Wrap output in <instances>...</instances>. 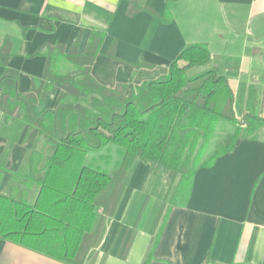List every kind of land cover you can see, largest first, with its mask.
I'll list each match as a JSON object with an SVG mask.
<instances>
[{"label": "crops", "instance_id": "obj_1", "mask_svg": "<svg viewBox=\"0 0 264 264\" xmlns=\"http://www.w3.org/2000/svg\"><path fill=\"white\" fill-rule=\"evenodd\" d=\"M94 32L103 34L90 66L100 84L129 90L202 42L211 53L202 68L216 64L226 75L236 115L264 117V0H0V51L10 53L0 75L15 70L25 93L42 81L46 49L83 53ZM61 95L52 85L43 105L54 108ZM32 150L48 154L36 128L3 125L0 113V192L33 201L37 189L24 176ZM166 190L161 171L135 160L97 252L83 264H264V126L199 168L185 205L163 206ZM0 264L66 263L0 239Z\"/></svg>", "mask_w": 264, "mask_h": 264}, {"label": "trees", "instance_id": "obj_2", "mask_svg": "<svg viewBox=\"0 0 264 264\" xmlns=\"http://www.w3.org/2000/svg\"><path fill=\"white\" fill-rule=\"evenodd\" d=\"M102 37L92 33L83 53L46 49L42 81L25 93L17 90L15 70L0 75L1 123L21 120L36 128L48 148L45 159L37 150L28 158L24 176L37 189L32 202L22 193L0 192V239L66 264H83L96 254L135 160L148 163L151 173L161 171L167 183L163 206H182L199 168L264 126L259 114L236 115L228 79L216 64L187 73L211 60L205 43L186 44L166 74L127 90L125 84L104 86L90 73ZM9 56L0 51L3 65ZM64 64L72 68L60 70ZM52 85L62 95L48 108L43 103ZM112 145L119 157L108 172L95 162L110 161ZM102 150L87 161L89 153Z\"/></svg>", "mask_w": 264, "mask_h": 264}, {"label": "rangeland", "instance_id": "obj_3", "mask_svg": "<svg viewBox=\"0 0 264 264\" xmlns=\"http://www.w3.org/2000/svg\"><path fill=\"white\" fill-rule=\"evenodd\" d=\"M202 67L201 66H194V67L190 68L187 73L189 75H191V74H193L195 72H198L199 70H202L203 69ZM71 68L72 67L70 65H67V64H65L63 66H60V70H62V71L68 70V69H71ZM114 146L115 145L110 146V147H112L110 149V151H109V155L111 156V160L110 161H104V160L103 161H96L95 162V165H98L101 168H105L109 172V170H111L113 168V162H114V160L118 159V157H119V155L115 151L116 146L115 147ZM102 151L104 152L105 150H102ZM211 152H212V148H209L206 151V156H207V153H211Z\"/></svg>", "mask_w": 264, "mask_h": 264}]
</instances>
